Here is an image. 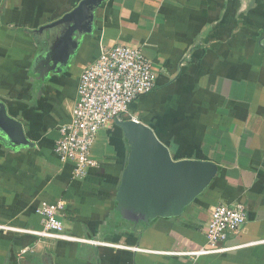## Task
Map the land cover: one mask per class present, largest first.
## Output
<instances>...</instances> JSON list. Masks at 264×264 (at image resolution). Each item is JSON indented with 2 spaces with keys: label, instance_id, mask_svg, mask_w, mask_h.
<instances>
[{
  "label": "crops",
  "instance_id": "crops-1",
  "mask_svg": "<svg viewBox=\"0 0 264 264\" xmlns=\"http://www.w3.org/2000/svg\"><path fill=\"white\" fill-rule=\"evenodd\" d=\"M79 1H0V100L31 142L0 129V225L39 230L42 205L61 204L67 234L101 243L0 228V264H264V0H104L71 63L42 75L28 29ZM116 43L142 50L156 85L99 130L97 166L77 178L54 152L57 129L81 70ZM183 177L208 179L183 212L121 216L123 193ZM221 201L246 220L227 250L201 253Z\"/></svg>",
  "mask_w": 264,
  "mask_h": 264
},
{
  "label": "built area",
  "instance_id": "built-area-1",
  "mask_svg": "<svg viewBox=\"0 0 264 264\" xmlns=\"http://www.w3.org/2000/svg\"><path fill=\"white\" fill-rule=\"evenodd\" d=\"M153 63L142 50L127 43L101 47L99 53L81 70L77 99L70 109V118L58 126L54 152L63 161L74 164L73 176L82 178L97 166L91 156L93 143L100 129L127 112L140 96L151 92L156 85ZM61 204L42 205V227L27 230L0 225L3 230L25 231L45 239H62L100 244L95 239L75 237L66 233L61 218ZM246 220L244 205L221 201L212 206L204 227L207 244L201 253L225 251L218 246L235 235Z\"/></svg>",
  "mask_w": 264,
  "mask_h": 264
},
{
  "label": "water",
  "instance_id": "water-1",
  "mask_svg": "<svg viewBox=\"0 0 264 264\" xmlns=\"http://www.w3.org/2000/svg\"><path fill=\"white\" fill-rule=\"evenodd\" d=\"M103 1L80 0L56 20L28 29L39 43L37 64L42 75L48 71L58 72L71 63L83 37L92 32L96 9ZM0 129L18 146L31 145L22 124L7 112L6 105L1 100ZM207 182L208 179L193 183L185 177L173 182L168 178L164 183L153 179L137 188V193H123L118 210L123 218L133 221H137L139 217L149 219L176 215L183 212Z\"/></svg>",
  "mask_w": 264,
  "mask_h": 264
}]
</instances>
